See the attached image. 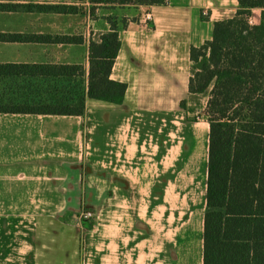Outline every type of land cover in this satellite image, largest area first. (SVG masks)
<instances>
[{"label":"crops","instance_id":"obj_1","mask_svg":"<svg viewBox=\"0 0 264 264\" xmlns=\"http://www.w3.org/2000/svg\"><path fill=\"white\" fill-rule=\"evenodd\" d=\"M0 2L79 8L0 11V33L49 38L0 41V65L85 70L81 78L0 74V105L86 91L90 44L110 18L122 42L111 79L128 84L122 104L87 97L83 116L0 112V264H203L210 124L189 118L190 100L204 95L189 91L190 51L237 15L238 0L94 14L90 0ZM262 14L253 9L250 24Z\"/></svg>","mask_w":264,"mask_h":264},{"label":"trees","instance_id":"obj_2","mask_svg":"<svg viewBox=\"0 0 264 264\" xmlns=\"http://www.w3.org/2000/svg\"><path fill=\"white\" fill-rule=\"evenodd\" d=\"M168 0H90L97 6L163 5ZM234 18L217 21L213 38L192 47V94L209 93L205 117L210 124L207 208L203 264H264V0H238ZM263 10L251 25L252 10ZM78 12V7L1 3L0 11ZM112 27L90 44L88 89L54 101L0 105V112L83 116L86 98L122 104L125 82L111 79L122 42ZM125 24V23H124ZM125 26V25H124ZM46 41L44 36L0 33V41ZM78 40V39H76ZM81 78L82 65H0V74ZM186 107V101H182ZM92 226V225H91Z\"/></svg>","mask_w":264,"mask_h":264},{"label":"rangeland","instance_id":"obj_3","mask_svg":"<svg viewBox=\"0 0 264 264\" xmlns=\"http://www.w3.org/2000/svg\"><path fill=\"white\" fill-rule=\"evenodd\" d=\"M208 94L206 93L203 96L195 97L194 99L190 100L189 105V118L191 120H197L199 118L205 117V110L208 102ZM91 204L85 203V206H90Z\"/></svg>","mask_w":264,"mask_h":264},{"label":"built area","instance_id":"obj_4","mask_svg":"<svg viewBox=\"0 0 264 264\" xmlns=\"http://www.w3.org/2000/svg\"><path fill=\"white\" fill-rule=\"evenodd\" d=\"M208 14V12L207 11H203V15H207ZM151 18H152V15L151 14H145V20L148 22L149 20H151ZM252 21L249 19V23H251ZM93 214L91 213V212H85L84 214H83V217H85V218H90L91 216H92Z\"/></svg>","mask_w":264,"mask_h":264}]
</instances>
